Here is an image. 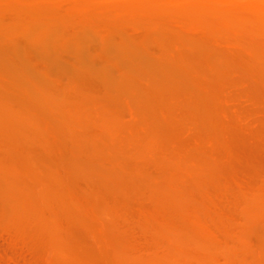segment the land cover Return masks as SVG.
<instances>
[{
  "label": "rangeland",
  "instance_id": "374dc122",
  "mask_svg": "<svg viewBox=\"0 0 264 264\" xmlns=\"http://www.w3.org/2000/svg\"><path fill=\"white\" fill-rule=\"evenodd\" d=\"M11 1L0 0V245L31 249L24 264H264V22L243 30L233 14L231 30L198 0L173 3L176 18L169 1L151 0L162 13L140 0Z\"/></svg>",
  "mask_w": 264,
  "mask_h": 264
},
{
  "label": "bare ground",
  "instance_id": "6f19581e",
  "mask_svg": "<svg viewBox=\"0 0 264 264\" xmlns=\"http://www.w3.org/2000/svg\"><path fill=\"white\" fill-rule=\"evenodd\" d=\"M3 1H4V0H3ZM10 1H11V0H10ZM12 1L14 2L15 0H12ZM12 1H11V2H12ZM25 1H26V0H25ZM31 1H32V0H31ZM34 1H35V0H34ZM34 1H32V2H34ZM46 1H47V0H46ZM53 1H55V0H53ZM53 1H52V4H54ZM57 1H58V0H57ZM57 1H56V2H57ZM62 1H63V0H62ZM70 1H71V3L74 2L76 5H78L80 2H83L82 0H81L80 2H78V0H77V2H78V4H77V2H75L76 0H74V1L70 0ZM70 1H69L68 3H70ZM84 1H90V2H92L93 0H92V1H91V0H84ZM95 1L97 2V0H95ZM95 1H93V3H94ZM102 1H103V0H101L100 3H102V5H103V2H104V6H105V4H106L105 1H106V2H107V1H110V3L112 4V5H111V7H112L114 4H117L116 2H117L118 0L115 1L114 3L111 2L112 0H104L103 2H102ZM120 1H121V3H119V4H122V5H123L125 2L128 3V2H130V1L132 2L133 0H129V1L126 0L125 2H122V1H124V0H120ZM120 1H119V2H120ZM135 1H136V3H137V1H139V0H135ZM140 1H141V5H142V6H143L142 3H144V6H147V5H146L147 2H148V1H151V0H140ZM142 1H143V2H142ZM146 1H147V2H146ZM160 1H161V2H162V1H163V2H164V1L172 2V3H171L172 5L169 4L168 2H167V3L165 2L167 5L169 4V5L171 6V8H172L173 3H176V2L178 3L179 1H180V2H181V1L185 2L186 0H185V1H184V0H159V3H160ZM187 1L190 2V1H192V0H187ZM193 1L196 2L195 0H193ZM193 1L190 2V4H192V3L194 4ZM198 1H200V4H199V5L202 7V10H201V11H203L204 9H205V11L208 10V11H207V12H208L207 15H208V14H211L212 18H213L214 16H217L216 19L214 18V20H215L216 23H219V20H220L221 18H223V19L225 18V19H226L227 17H229V18H227L228 20L226 19V24L228 25V23L231 22V21H229L230 18H231V17L233 18V16L230 17V15H233V14H234V16H235L234 18L236 19V21H237V22H240V24L242 23V21H244V20L247 21V20L250 19V18L253 19V20H255V21H257V22H254V21H253V23H258V25L260 24L258 21H262V23L264 22V0H198ZM7 2H8V1H7ZM16 2H19V1H16ZM26 2L28 3V0H27ZM39 2H40V1H39ZM48 2L50 3L51 0L48 1ZM64 2H65V0H64ZM96 2H95V3H96ZM131 2H130V3H131ZM145 2H146V3H145ZM151 2H152V1H151ZM153 2H156V1L153 0ZM153 2H152V3H153ZM163 2H162V4H163ZM188 2H187V3L185 2V4H189ZM24 3H25V2H24ZM30 3H31V2H30ZM30 3H28V4H30ZM37 3H38V2H37ZM42 3H44L43 6H45V4H47L45 1H42ZM61 3H62V2H61ZM71 3H70L69 5H72ZM74 3H73V6H75ZM95 3H94V4H95ZM100 3H99V4H98V2L96 3V4H98L97 8L100 7ZM107 3H109V2H107ZM136 3H135V4H136ZM139 3H140V2H139ZM139 3H137L136 5H137V6H140ZM152 3L148 2V4H152ZM177 3H176V4H177ZM198 3H199V2H198ZM9 4H11V3H9ZM13 4H14V3H13ZM13 4H12V5H13ZM20 4H21V3H20ZM32 4H33V6L36 7V8H38L37 6H39V7L41 6V8H43V6L41 5V3H40L39 5H36V1H35V4H34V3H32ZM32 4H30V5H32ZM66 4H67V2H65L64 7H65ZM138 4H139V5H138ZM176 4H175V5H176ZM183 4H184V3H183ZM210 4H212V5H210ZM213 4H214V5L216 4V6H217V4H218L219 6H220V4H221V6L225 5L226 7L224 6V7H225L224 9H225L226 11H224V9H222V7H219V8L222 9V10L219 11V12H217L216 10L219 9V8H217V7L215 6L216 9H214L215 7L213 6ZM17 5H18V4H17ZM25 5H27V4H23V6H25ZM30 5H29V6H30ZM35 5H36V6H35ZM67 5H68V4H67ZM102 5H101L100 9L103 8ZM108 5H109V4L106 5L107 8L110 7V5H109V6H108ZM129 5L132 6L133 3H132V4H129V3H128V5L126 4V5H125L126 8L129 7ZM136 5H133V6H132V9H133V7L136 8ZM160 5H161V3H160ZM160 5L158 4V6H159V7H158V6L156 5V3H155V5H154V3H153V4L151 5L152 8H153V6H154V7H157L158 9H157V8H154V9H152V10H155V9H156L155 11H158L159 8H160ZM167 5H166V6H167ZM169 5H168V6H169ZM175 5H174V6H175ZM180 5H182V3H181V4H179V3L177 4V6H180ZM194 5H196V4H194ZM116 6H117V8L119 7L118 4H117ZM164 6H165V5H164ZM192 6H193V5H192ZM13 7H14V9H16L18 6H14V5H13ZM13 7H12V8H13ZM15 7H16V8H15ZM21 7H22V6H21ZM27 7H28V6H27ZM31 7H32V6H31ZM64 7H63V8H64ZM66 7H68V6H66ZM111 7H110V9H111ZM120 7H121V5H120ZM149 7H150V6H149ZM149 7H148L147 9H151V8H149ZM161 7H162V6H161ZM201 7H198V8L201 9ZM207 7H208V8H209V7H210V8H211V7H212V8L214 7V8H213V10H214V12H215V13L213 12L214 16L212 15V12H210V10H211V11H213V10L210 9V8H209L210 10H209V9H206ZM1 8H2V7H0V9H1ZM4 8H6V6L3 7L2 9H4ZM7 8H9V7H7ZM7 8H6V9H7ZM23 8H25V7H23ZM68 8H69V7H68ZM76 8H77V7H76ZM92 8H93V5H92ZM92 8H91V9H92ZM94 8H96V6H94ZM129 8H131V7H129ZM140 8H141V7H140ZM140 8H138V9H140ZM144 8H146V7H144ZM144 8H143V9H144ZM163 8H165V7H162V10H164V12H163V13H164V16H167L166 14H169L170 11L172 12V15H168V16H171V17L173 16V12H174V13H178L177 10H174V8H176V7H173V8H172L174 11H173L171 8H167V7H166L167 9H166V8H165V9L167 10V12L169 11L168 13H167V12L165 13V9H163ZM177 8H178V10L180 9V7H177ZM195 8H197V7L195 6ZM195 8H194V6L192 7L193 10H194ZM226 8H227V9H226ZM2 9H1V10H2ZM9 9H10V8H9ZM14 9H13V10H14ZM18 9H19V8L16 9V12L18 11ZM77 9H78V8H77ZM115 9H116V7H115ZM143 9H142V10H143ZM147 9H146V10H147ZM168 9H170V10H168ZM200 9H197V10L200 11ZM1 10H0V11H1ZM20 10H21V9H19V11H20ZM142 10H141V11H142ZM160 10H161V9H160ZM160 10H159V11H160ZM162 10H161V11H162ZM193 10H192V11H193ZM195 10H196V9H195ZM197 10L194 11V12L196 13L195 15L199 16V15L197 14V12H198ZM2 11H3V10H2ZM10 11H12V9H11ZM19 11H18V12H19ZM21 11L23 12V10H21ZM104 11H107V10L104 9ZM109 11H110V10L108 9L107 12L109 13ZM111 11H113V7H112V10H111ZM161 11H160V12H161ZM175 11H176V12H175ZM205 11H203V13H202V12H199V13H201V14H203V16H205V15H206V13H204ZM5 12H6V11H5ZM18 12H17V13H18ZM148 12H150V11H148ZM148 12H147V13H148ZM160 12H159V13H160ZM190 12H191V11H190ZM194 12H192L191 15H192ZM221 12H222V13H221ZM80 13H81V12H80ZM143 13H146V12L143 11ZM147 13H146V14H147ZM153 13H155V12L153 11ZM156 13H157L156 15H158V12H156ZM161 13H162V12H161ZM217 13H219L220 15L222 14L223 17H222V15H221V16H220V15H216ZM231 13H232V14H231ZM204 14H205V15H204ZM161 15H162V14H161ZM161 15H160V16H161ZM175 15H177V14H175ZM18 16H19V15H17V17H18ZM158 16H159V15H158ZM162 16H163V15H162ZM200 16H202V15H200ZM218 16H220V17H218ZM241 16L243 17V19H242ZM245 16H246V17H249V18H246V19H245V18H244ZM80 17H81V19H82V16H80ZM173 17H174V16H173ZM236 17H238L239 21L237 20ZM239 17H240V18H239ZM174 18H176V16H175ZM218 18H220V19H218ZM225 19H224V20H225ZM240 19H241V20H240ZM32 20H35V19H32ZM224 20H221L220 23H221L222 21H224ZM231 20H232V19H231ZM25 21H26V20H25ZM27 21H28V20H27ZM227 21H228V22H227ZM232 21H234L235 24L233 25V28H232V26L230 27V25H228V27H230L229 29H231V30H233V29L236 30V28H237V30H238V28H239V26H240L239 23H238V25H237L238 27H237V26H235V25H236V21H235V20H232ZM3 22H4V21H3ZM10 22H11V20H10ZM14 22H15V20H14ZM17 22H19V21L17 20ZM17 22H16V23H17ZM29 22L32 23L31 19H30ZM251 22H252V20H251ZM11 23H13V21H12ZM19 23H20V22H19ZM25 23H26V22H25ZM27 23H28V22H27ZM14 24H15V23H14ZM221 24H222V23H221ZM4 25H5V24H4ZM4 25H3V27H4ZM12 25H13V24H12ZM12 25H10L9 27H11ZM23 25H24V24H23ZM25 25H27V24H25ZM33 25H34V24H33ZM218 25L220 26V24H218ZM222 25H223V24H222ZM231 25H232V23H231ZM242 25H243V24H241V26H242ZM27 26H28V25H27ZM224 26H225V24H224L222 27H220V28H222L223 30L228 29L227 26H226V29H225ZM234 26H235V28H234ZM241 26H240V28H241ZM259 26H261V24H260ZM1 27H2V26H1ZM1 27H0V28H1ZM29 27H31V26H29ZM33 27H34V26H33ZM33 27H32V28H33ZM21 28H23V27H21ZM24 28H25V27H24ZM27 28H28V27H27ZM240 28H239V29H240ZM242 28H243V26H242ZM258 28H259V27H258ZM262 28H263V26L259 28L258 32H262V30L260 31V29H262ZM6 29H7V27H6ZM10 29H11V28H10ZM10 29H9V30H10ZM28 29H29V28H28ZM28 29H27V30L23 29V32L28 31ZM35 29H36V28H35ZM35 29H34V30H35ZM107 29H109V28H107ZM111 29H113V28L111 27ZM3 30H4V29H3ZM9 30H8V31H9ZM12 30H13V29H12ZM19 30H20V29H19ZM31 30L33 31V29H31ZM220 30H221V29H220ZM243 30H244V28H243ZM263 30H264V28H263ZM15 31H16V29H15ZM32 31H31L30 33H33ZM37 31H38V29H37ZM42 31H43V30H42ZM109 31H110V29H109ZM112 31H113V30H112ZM245 31H247V30H245ZM245 31H244V32H245ZM250 31H251V30H250ZM4 32H7V30H6V31L4 30ZM9 32H10V31H9ZM11 32H12L11 34H13V35L15 34V33H13V31H11ZM23 32H22V33H23ZM39 32H40V31H39ZM39 32H38V33H39ZM244 32H243V33H244ZM247 32L250 33V32H249V28H248V31H247ZM247 32H245L246 34H245V33H244V34H245V36L247 35V36L249 37V35L247 34ZM263 32H264V31H263ZM2 33H3V32H2ZM17 33H20V32H17ZM26 33H27V32L23 33V35H21V36H22V37L25 36ZM34 33L36 34V30H35ZM43 33H44V32H43ZM43 33H42V35H43ZM5 34H6V33H5ZM7 34L10 35V33H7ZM24 34H25V35H24ZM27 34H28V35H26V37H24V38H27V37H28L27 39H30L29 37H30V36L32 37V35L29 34V33H27ZM39 34H41V33H39ZM44 34H45V33H44ZM250 34L253 35L254 32H253V34H252V32H251ZM16 35H18V34H16ZM42 35H41V36H42ZM251 35H250V36H251ZM1 36H2V34L0 35V38H1ZM7 36H8V35H7ZM7 36H6V37H5V36H2V37H3V38H7ZM10 36H12V35H10ZM33 36H34V34H33ZM35 36H36V35H35ZM35 36H34V38L36 39ZM37 36H38V35H37ZM41 36H40V37H41ZM43 36H44V35H43ZM38 37H39V36H38ZM38 37H37V38H38ZM78 37H79V36H78ZM34 38H33V40H34ZM41 38H43V37H41ZM1 39H2V38H1ZM9 39H10V38H9ZM9 39H8V41H9ZM3 40H4V39H3ZM6 40H7V39H6ZM6 40H5V41H6ZM36 40H37V39H36ZM36 40H35L34 42H36ZM27 41H28V40H27ZM40 41H41V40H40ZM40 41L37 40L38 43H39ZM1 42H3V41H1ZM30 42H33V41L31 40ZM43 42H44V41H43ZM28 43H29V41H28ZM41 43H42V42H41ZM6 44H7V43H6ZM6 44H4V45H6ZM12 45H14V44H12ZM35 45H36V44H34V46H35ZM40 45H41V44H40ZM37 46H38V45H37ZM42 46H43V44H42ZM30 47H32V45H31ZM38 48H39V46H38ZM40 48H42V47L40 46ZM39 60H40V59H39ZM51 141H53V140H51ZM262 185H264V184H262ZM262 185H261V186H262ZM261 186H258V187H261ZM258 187H257V188H254V189H258ZM261 188H264V186L261 187ZM261 188H260V189H261ZM254 189H253V190H254ZM255 192H258V191H255ZM259 192H260V191H259ZM259 192H258L257 194H259ZM261 192L263 193L262 195L264 196V192H263V191H261ZM261 192H260V193H261ZM253 195H255V194L253 193ZM260 195H261V194H260ZM251 196H252V194L249 196V198H250ZM246 197H247V196H246ZM260 197H262V196H260ZM254 198H255V197H253V199H254ZM258 198H259V196H258ZM258 198H257V200H258ZM247 199H248V198H247ZM250 199H251V198H250ZM253 199H252V200H253ZM259 199L261 200L262 198H259ZM257 200H256V201H257ZM251 202H252V201H251ZM259 202H260V201H259ZM261 202H262V201H261ZM244 203H245V202H244ZM244 203H243V204H244ZM256 203H257V202L254 203V204H255L254 206H256ZM243 204H242V205H243ZM251 204H253V203H250V205H251ZM245 205H246V204H245ZM248 205H249V204H248ZM243 206H244V205H243ZM251 206H252V205H251ZM251 206H250V207H251ZM257 206H258V205H257ZM260 206H261V205H260ZM84 207L86 208L87 206H84ZM245 207H247V206H245ZM91 208H92V207H91ZM91 208H90V207H87V208L85 209V210H86L85 212H88L89 210L91 211ZM248 208H249V207H248ZM258 208H259V207H258ZM260 208H261V207H260ZM81 209L84 210L83 207H82ZM88 209H89V210H88ZM241 209H242V208H240V210H241ZM244 209H245V208H244ZM244 209H243V210H244ZM87 210H88V211H87ZM92 210H94V209H92ZM260 210H261V209H260ZM263 210H264V206H263ZM248 211H249V210H248ZM251 211H252V210H251ZM91 212H92V211H91ZM91 212H90V213H91ZM253 212H255V211H253ZM262 212H263V211H262ZM185 213L187 214L188 212L185 211ZM190 213H193V212L191 211ZM245 213H248V212H245ZM250 213H251V212H250ZM250 213H249V217H250ZM259 213H260V212H259ZM259 213H256V215L259 214ZM183 214H184V212H183ZM194 214L196 215L197 213L194 212L193 214H191V216H193ZM263 214H264V213H263ZM242 215H243V214H242ZM251 215H252V214H251ZM188 216H189V214H188ZM262 216H263V215H262ZM186 217H187V216H186ZM252 217H253V216H252ZM191 218H193V217H191ZM201 218H202V217H201ZM244 218H245V217H244ZM244 218H242V219H244ZM255 218H256V216H255ZM255 218H252V219H255ZM187 219H188V218H187ZM193 219H194L193 221H195L196 216H194ZM199 219H200V218H199ZM202 219H203V218H202ZM247 219H248V216H247ZM260 219H261V218H260ZM260 219H259V220H260ZM262 219H263V218H262ZM164 220L166 221V219H164ZM188 220H190V219H188ZM245 220H246V219H245ZM190 221H192V220H190ZM248 221H249V220H248ZM254 221H255V220H254ZM197 222H199L198 219H197V221H196L195 223L197 224ZM241 222H242V221H241ZM252 222H253V221H252ZM204 223H205V221H203V224H204ZM248 223L251 224L250 221H249ZM253 223H254V222H253ZM253 223H252V224H253ZM196 224H195V225H196ZM245 224H246V223H245ZM245 224H244V225H245ZM255 224H256V223H255ZM193 225H194V223H193ZM195 225H194V227H195ZM197 225H198V224H197ZM197 225H196V227H197ZM201 225H202V224H201ZM204 225H205V224H204ZM242 225H243V224H241V226H242ZM244 225H243V226H244ZM199 226H200V225H199ZM202 226H203V225H202ZM202 226H201V227H202ZM247 226H248V225H247ZM207 227H208V226H207ZM239 227H240V226H239ZM242 228H243V227H242ZM242 228H241V229H242ZM245 228H246V227H245ZM245 228H243V229H245ZM247 228H249V227H247ZM247 228H246V229H247ZM196 229H197V228H196ZM205 229H206V228H205ZM205 229H204L203 231H205ZM197 230H200V228L197 229ZM201 230H202V229H201ZM208 230H209L208 233H210L211 231H213L212 229H211V230L208 229ZM208 230H206L205 232H207ZM238 230H240V229H238ZM203 231H202V232H203ZM241 231H242V230H241ZM205 232H204V234H205ZM213 232H214V231H213ZM197 233H198V232H197ZM216 233H217V232H216ZM237 233H239V232H237ZM200 234H201V233H200ZM211 234H212V232H211ZM211 234H210L209 237H211ZM245 234H246V233H245ZM202 235H203V234H202ZM202 235H200V236H202ZM238 235H239V234H238ZM196 236H198V235L196 234ZM212 236L214 237L213 234H212ZM215 236L217 237V235H215ZM245 236H246V235H245ZM209 237H208V239H210ZM213 237H212L211 240H218V239H214V238H216V237H214V238H213ZM199 238H200V237H199ZM201 238H202V237H201ZM204 238H205V236H204ZM204 238H203V239H204ZM237 238L240 239L239 236H238ZM203 239H201V241L198 239V241H199V242H202ZM206 239H207V236H206ZM208 239H207V240H208ZM242 239H243V238H242ZM244 239H246V238H244ZM11 240H13V239H11ZM11 240L8 241L7 246H9V245L11 244ZM155 240H156V239H155ZM157 240H158L157 243H158V242H159V243L161 242V241H159V239H157ZM13 241H14V240H13ZM13 241H12V242H13ZM244 241H245V240H244ZM9 242H10V243H9ZM15 242H16V241H15ZM245 242H246V241H245ZM2 243H3V242H2ZM2 243H1L0 246H1L2 249H3V247L6 246V242H4L3 244H2ZM155 243H156V242H155ZM157 243H156V245H157ZM16 244H17V242L15 243V246H14V247L10 245V249H9V250H11L12 247H13L14 249H15V247L17 248L18 245L16 246ZM198 244H199V243H198ZM4 245H5V246H4ZM200 245H201V244H200ZM245 245H246V244H245ZM158 246H160V244H159ZM198 246H199V245H198ZM243 246H244V243H243ZM1 247H0V254H1V253L3 254V251H4V250L2 251ZM19 247H20V246H19ZM19 247H18L16 250H20L21 248L19 249ZM22 247H23V246H22ZM25 247H26V246H25ZM6 248H7V249H6ZM8 248H9V247H5V248H4V249H5L4 252H9L8 254H10L12 251H9ZM23 248H24V247H23ZM26 248L29 249L30 247H29V248L26 247ZM12 250H13V249H12ZM16 250H15V251L13 250L12 254H13V253L15 254ZM23 250H24V252H22ZM23 250L21 249V251L16 252V255H14V256H11L12 254H10V256H9L10 259L8 258V255L6 256L5 254H3L4 256L2 255V257H7V259H9V260H11V259L13 260L14 257L17 256L18 254L20 255V253H21V254H22V253H25L26 249H23ZM30 250H31V249H30ZM30 250H27V251H30ZM1 251H2V252H1ZM27 251H26V252H27ZM35 251H36V250H35ZM151 251H152V250H151ZM151 251H150V252H151ZM209 251H210V250H209ZM33 252H34V250H33ZM43 252H44V251H43ZM150 252H149V250L147 251L148 254H149ZM153 252H154V251H153ZM210 252H211V251H210ZM38 253H39V251H37V254H35V255L37 256V258H38V255L40 254V253H39V254H38ZM52 253H53V252H51V254H52ZM151 253H152V252H151ZM145 254H146V253H145ZM145 254H142V255H141V256H143L144 260H145V258L148 256V255H147V256H144ZM154 254H155V253H154ZM209 254H210V253H209ZM209 254H208V255H209ZM19 255H18V257H19ZM23 255H24V254H23ZM25 255H26V254H25ZM27 255H30V256H31V255H32V252H31V254L28 253ZM35 255L33 254V256H35ZM36 256H35V257H32V258L35 259ZM49 256H51V255H49ZM149 256H150V255H149ZM153 256H154L155 259H156V256H157V255H153ZM153 256H152V257H153ZM211 256H213V255H211ZM0 257H1V256H0ZM2 257H1V259H3ZM20 257H21L22 260H24V259L22 258V257H23L22 255H20ZM53 257H55L54 254H53ZM203 257H205V256H203ZM213 257H214V256H213ZM50 258H51V257H50ZM148 258H149V257H147V261H145V262H148V260H149ZM195 258H196V257H195ZM15 259L18 260L17 257H15ZM21 259L19 258L18 261H17V260H14V261H13L14 263H13V262H12V263L15 264V262H16V264H17V263L20 264V263H21ZM54 259H55V258H54ZM140 259H141V261H142V257H140ZM153 259H154V258H153ZM197 259H198V261H199V258H197ZM204 259H205V258H204ZM204 259H201V257H200V262H201L202 260L204 261ZM211 259H214V260L217 262V259H215V258H211ZM3 260H5V258H4ZM9 260H8V261H9ZM28 260H29V261H28ZM28 260H27V261L30 262V257H29ZM32 260H33V259H32ZM37 260H38V259H37ZM51 260H53V259H51ZM51 260H50V262H51ZM144 260H143L142 262H144ZM151 260H152V259H151ZM151 260H150V261H151ZM5 261H7V260H5ZM19 261H20V262H19ZM33 261H34V260H33ZM40 261H41V260H40ZM54 261H55V260H54ZM56 261H57V260H56ZM0 262H3V263H4V261H2V260H1ZM23 262H25V260L22 261L21 264H24ZM204 262L206 263V261H204ZM204 262H202V263L205 264ZM208 262L213 263V262H211V260H209ZM208 262H207V263H208ZM216 262H215V263H216ZM226 262H227V261H226ZM7 263H8V262H7ZM9 263H11V261H9ZM9 263H8V264H9ZM38 263L42 264L41 262H38ZM38 263H37V261H36V264H38ZM52 263H53V262H51V264H52ZM57 263H58V262H57ZM210 263H209V264H210ZM27 264H29V263H27ZM33 264H35V263L33 262ZM54 264H55V262H54ZM195 264H197V263H195ZM213 264H214V263H213ZM216 264H217V263H216ZM220 264H221V263H220ZM222 264H223V263H222ZM227 264H228V263H227ZM232 264H233V263H232Z\"/></svg>",
  "mask_w": 264,
  "mask_h": 264
}]
</instances>
